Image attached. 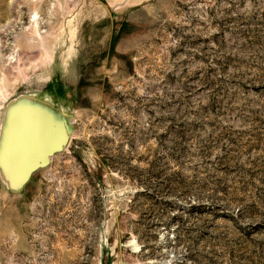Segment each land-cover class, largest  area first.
<instances>
[{"label": "rangeland", "instance_id": "374dc122", "mask_svg": "<svg viewBox=\"0 0 264 264\" xmlns=\"http://www.w3.org/2000/svg\"><path fill=\"white\" fill-rule=\"evenodd\" d=\"M0 264H264V0H0Z\"/></svg>", "mask_w": 264, "mask_h": 264}]
</instances>
